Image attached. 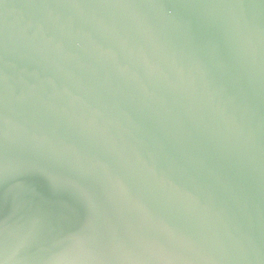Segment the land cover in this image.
I'll return each mask as SVG.
<instances>
[{"label": "water", "instance_id": "95a60500", "mask_svg": "<svg viewBox=\"0 0 264 264\" xmlns=\"http://www.w3.org/2000/svg\"><path fill=\"white\" fill-rule=\"evenodd\" d=\"M0 264H264V0H0Z\"/></svg>", "mask_w": 264, "mask_h": 264}]
</instances>
